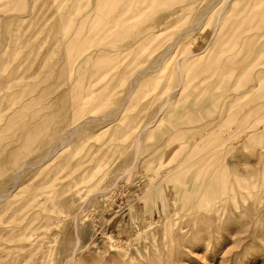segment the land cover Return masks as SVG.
<instances>
[{"label": "rangeland", "instance_id": "obj_1", "mask_svg": "<svg viewBox=\"0 0 264 264\" xmlns=\"http://www.w3.org/2000/svg\"><path fill=\"white\" fill-rule=\"evenodd\" d=\"M213 1L162 0L152 6L151 0H134L133 7L139 13L148 9L154 17L141 24L132 21L121 30V39L108 38L94 45L79 63L83 72L75 71L67 78L59 75L57 66L64 58L67 61L77 42L100 29L102 11L93 8L90 20L85 17L83 0H0V193L6 195L0 202V264H60L65 256L59 251L60 243L74 239L70 224L52 226L49 236L35 228L31 240L20 241L26 224H47L40 216L38 220L25 219L20 210H49L51 221L61 219L67 209L68 213L77 210L84 191L68 187L74 172L66 170L65 162L72 156L90 157L98 163L92 164L95 171L121 164L132 151V121L152 122L155 107L148 106L150 102H161L165 93L177 87L180 89L164 113L142 137V155L158 151L163 157L143 160L138 171L120 180L104 199L95 196L96 202L85 210L86 219L78 230L81 245L76 264H264V168L259 165L264 139L253 135L259 134L264 71L240 70V64L233 68V61L227 58L235 33L238 39L246 36L241 43L259 41L262 65L264 0H244L235 13L234 6H227L226 12H232L228 15L230 23L226 28L221 26L210 40L215 12L208 6ZM70 12L77 25L66 33V13ZM151 30L162 34L156 40L157 49L148 56L132 43L144 34L149 36ZM170 42L172 47L161 66L150 67ZM111 51L117 52L118 61L108 73L84 86L82 74L93 68L90 63ZM187 53L200 56L190 66H186L185 58L181 60L183 79L179 82L175 63ZM221 58L226 66L217 69L216 60ZM61 86L66 93L59 91ZM205 92L215 96L208 100ZM84 94L89 95V103L73 112L72 118L91 114L101 119H93L86 126L89 130L53 162L26 171L14 181L15 168L28 158L26 152L45 149L54 140L59 120L48 118L51 110ZM34 107L44 108L47 116L29 111ZM241 110V115L230 117L215 129L207 126L212 118ZM65 112L70 119L72 110ZM249 122L253 128L248 129L242 146L232 143L229 154L220 161L222 172H236V166L245 169L241 174L245 186L236 191L237 197L228 195L220 200L222 217H208L201 209L190 211L170 203L166 207L164 188L147 193L142 176L190 160L186 156L190 149L177 151L176 146H190L193 135L204 136L199 138V146H193L199 151L200 144L206 147L209 142L202 139L217 129L236 134ZM186 173L197 178L195 170ZM64 200L75 203L65 206ZM202 218L205 222L198 226ZM149 222L152 224L147 228Z\"/></svg>", "mask_w": 264, "mask_h": 264}, {"label": "bare ground", "instance_id": "obj_2", "mask_svg": "<svg viewBox=\"0 0 264 264\" xmlns=\"http://www.w3.org/2000/svg\"><path fill=\"white\" fill-rule=\"evenodd\" d=\"M162 0H151L152 6L157 4ZM244 0H214L209 6L208 9L213 8L215 12V28L213 31L209 33V38L212 40L216 37L219 32L220 27L226 28V26L230 23L228 15L232 12H226V8L229 5L233 7V13L235 11H240L238 6L242 4ZM77 2V0H75ZM83 7L85 8V17L86 19H90L91 10L93 8L102 11V20L100 29L94 33L89 34L84 41H79L74 48V51L71 55H68L67 61L65 58L60 62V65L57 66L56 70L59 72V75L62 77L71 78L74 76L75 71L77 74L83 72V69L79 66V63L85 59V56L91 53V48L94 45L99 44L101 41L106 40L108 38L121 39L123 37L124 31L121 33V30L128 25H131L132 21H138L139 24L143 23V20H151L153 14L140 11L138 12V8L133 7L134 0H83ZM147 13V14H146ZM66 30L67 33L69 30L77 25L76 17L72 15V13H66ZM149 15V17H148ZM152 15V16H151ZM91 20V19H90ZM202 20L200 18L199 22ZM197 23L199 25L200 23ZM243 26V24H241ZM160 31H163L161 28ZM162 34V32L158 31H150L149 36L146 34L143 35L137 42L132 43L136 50L140 49V52H148V56L153 54L157 49V38ZM231 42H229L228 50L230 54L227 56L228 60L233 61L234 67L240 64V70L249 71H259V73L263 74L264 71V52H263V61L262 65L259 64V41H242L245 39L244 36L242 39H238L235 33L231 37ZM121 41V40H119ZM171 44H168L160 53L159 60L152 63L150 67H159L162 64V59L167 55L168 49L172 47ZM167 44V43H166ZM221 46V45H220ZM214 49V48H212ZM215 50V49H214ZM139 53V52H138ZM105 58L100 61L91 62L90 65L93 68L82 74V81L84 86H90L94 81H97L101 76L105 73H108L110 68H112V64L118 61V54L116 51L108 52ZM200 54L197 56L195 53H187L183 54L179 59L176 60L175 65L179 67V82L183 79V72L181 70V60L185 58L186 66L193 65L196 60L199 58ZM117 59V60H116ZM85 63V62H83ZM216 68L219 69L225 68L226 62L225 59H217L216 60ZM231 63V64H233ZM78 64V65H77ZM84 66V65H83ZM85 67V66H84ZM259 69V70H257ZM142 73V72H141ZM139 73L138 75H140ZM217 73V72H215ZM215 75V74H214ZM264 78L260 81H263ZM138 79L134 80L133 85L130 88V91L133 92L136 88ZM214 84L217 82L215 79L212 81ZM212 84V83H211ZM206 89L209 87L205 85ZM179 87L171 88L167 93H165L161 102H150L148 106L155 107L154 118L150 123H143L142 119L136 118L132 121L131 126L129 127L130 135L132 136V151L130 152V156L121 161L119 165H112L108 168L101 169L99 171L91 170L98 163L91 159L90 157H82L80 158L72 156L65 162V168L69 172H74L73 179H70L68 182V187L70 188H78L79 191H84L83 200L78 207L77 210H73L72 213L64 214L61 216V219H57V221L49 220V214L51 212L49 210L38 212H32L27 208H23L20 210L22 216L26 219V217H34V219L38 220L39 217H42L47 221L46 225H34L29 224L25 225L24 229L26 232L21 235L20 241L28 242L34 236V229L37 228L39 231L44 232V235H48L51 232V227L54 225H66L70 224L72 227V231L74 234V239L69 242H61L60 243V253L64 254L61 259L60 264H76V253L80 248L81 240L78 235V230L82 222L86 219L85 210H90L93 208V204H95V196H100L101 199H104L108 192H110L114 187L117 186L120 180L125 179L126 177L131 176L133 173L138 171V166L140 163L145 160L153 159L158 160L163 157V153L160 154L158 151H154L150 153L148 156L142 155L140 152V147L142 143V137L147 136L148 129L151 128L152 125L155 124V119L160 118V116L164 113L167 106L170 104L174 92L179 91ZM58 88L56 87V91ZM211 90V89H210ZM59 91L63 94L66 93L65 86L59 87ZM256 93V88L252 91V97ZM215 96V93L204 94V98L210 100ZM88 94H84L79 97H72L68 102H60L61 105L59 108L55 110H51L48 118L52 121L57 118L59 120V129L54 134V140L52 143L45 149H36L29 150L26 152L25 157L27 159L23 160V162L15 168L13 180L18 179L22 173L38 168L45 162H53L57 157H59L61 152H65V150H69L71 145L79 138L85 130H89L86 126L95 118L101 119L99 117L92 116L91 114L82 115L79 117L72 118L73 112L77 110H82L87 102ZM158 104V106H156ZM72 110V115L69 119V114L65 112L66 110ZM197 109H193L195 111ZM29 111H33L36 114H43L45 117L47 116L44 108L38 109L37 107L32 108ZM53 112V113H52ZM241 111H237L231 116H219L217 119L212 118L210 123L207 125L208 127H219V125L228 121L230 117H237L241 115ZM68 119V121H67ZM253 124L251 122L244 125L240 131L236 134H225L224 131L217 129L212 134H209L207 138H203L202 140H209L208 145H201V150L196 151L193 146H199V138L204 136L193 135L190 146H176L175 149L177 151H184L186 149H190V152L187 150V158L190 159L186 163L182 162L177 166H174L171 169L162 168L159 172L152 175L142 176L140 179L146 182L147 185V193L152 192L154 190H160L164 188L166 190V204L170 203L174 205V207L184 208L186 210H203L205 216H215L219 218L223 211V205H219L220 200H224L226 196L231 195L235 198L237 197L236 191L242 189L245 186V180L242 173H245V169L236 166L235 171L237 172H226L221 171V163L220 161L226 154H229L230 148L232 147V143L238 144L239 147L242 146L245 134L249 133L248 129H250ZM254 136H259L260 139H264V104L261 106L259 110V134L254 133ZM201 141V142H204ZM205 147V148H204ZM263 150V158L260 160L259 165L264 168V145L261 147ZM56 154H59L56 156ZM36 156V157H35ZM184 163V164H183ZM94 164V165H92ZM195 168V169H194ZM194 170L196 171L197 178H193L189 176L190 173ZM204 171L205 173L201 174ZM98 175V176H97ZM93 180V177H96ZM93 182L89 184V182ZM16 183V182H15ZM14 183V185H15ZM80 185V186H79ZM79 186V187H78ZM3 193H0V202H2L5 197ZM218 200V201H217ZM66 202L65 206L73 205V201L64 200ZM78 204V202H77ZM167 207V206H166ZM42 213V214H41ZM223 216V215H222ZM221 216V217H222ZM205 220L199 222L200 224H204ZM151 222L148 223L149 228L151 226ZM2 231L0 230V233Z\"/></svg>", "mask_w": 264, "mask_h": 264}]
</instances>
